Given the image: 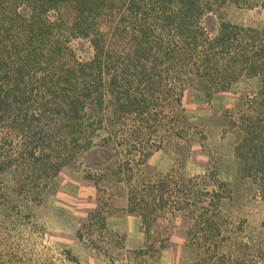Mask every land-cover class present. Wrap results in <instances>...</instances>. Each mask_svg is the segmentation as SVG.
I'll return each instance as SVG.
<instances>
[{"label": "trees", "instance_id": "16d2710c", "mask_svg": "<svg viewBox=\"0 0 264 264\" xmlns=\"http://www.w3.org/2000/svg\"><path fill=\"white\" fill-rule=\"evenodd\" d=\"M228 4L264 10V0H0V177L12 173L17 195L40 202L61 170L102 137L124 156L117 169L144 241L116 256V245L125 247L104 205L77 238L110 264H159L170 223L196 204L193 181H141L135 167L169 140L186 138L188 89L211 97L246 77L260 88L229 112L228 124L241 132L234 151L241 176L264 201V23L222 22L211 31L206 17ZM80 39L89 58L73 46ZM224 188L230 194L226 182L207 192L192 218L195 258L187 264H264V237L252 244L224 235Z\"/></svg>", "mask_w": 264, "mask_h": 264}, {"label": "rangeland", "instance_id": "374dc122", "mask_svg": "<svg viewBox=\"0 0 264 264\" xmlns=\"http://www.w3.org/2000/svg\"><path fill=\"white\" fill-rule=\"evenodd\" d=\"M222 22L261 26L264 10L228 4L208 15L205 25L214 31ZM73 46L82 58L92 49L83 40ZM257 78L243 77L230 89L208 97L188 89L183 97V114L191 125L185 139H171L155 150L144 166L135 167L137 180L171 175L181 183L192 180L189 189L196 202L170 223V237L161 251L159 264H187L195 258L188 230L206 193L229 184L220 204V224L225 236L236 242L259 243L264 237V201L256 185L240 173L235 146L241 138L228 124L229 112L260 88ZM99 137L77 164L61 170L45 190L41 201L20 198L12 173L0 177V264H110L80 241L77 232L99 205L108 213L109 229L121 236L115 255L137 248L144 241L141 220L128 211L126 176L118 163L124 156L105 146ZM85 233V230H84ZM122 260L114 264H122Z\"/></svg>", "mask_w": 264, "mask_h": 264}]
</instances>
